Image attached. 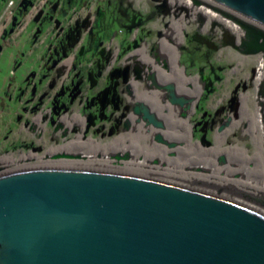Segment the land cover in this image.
<instances>
[{"label":"rangeland","instance_id":"rangeland-1","mask_svg":"<svg viewBox=\"0 0 264 264\" xmlns=\"http://www.w3.org/2000/svg\"><path fill=\"white\" fill-rule=\"evenodd\" d=\"M172 4L0 0V126L4 152L11 154L7 165L166 174L102 160L46 158L64 151L121 153L135 144L149 159L160 151L168 155L181 142L162 110L134 97V87L147 93L154 78L151 65L141 64L138 55L156 58L160 41L174 51L178 74L195 81L198 91L192 104L172 114L185 123L189 145L204 151L238 148L252 157L257 144L245 132L246 118L233 123L230 118L241 99L249 110L256 109L261 50L229 43L210 21L201 30L200 19L174 14ZM156 98L162 105L172 99L164 89ZM220 128L226 130L221 142ZM206 157L179 156L177 163L196 166Z\"/></svg>","mask_w":264,"mask_h":264},{"label":"water","instance_id":"water-1","mask_svg":"<svg viewBox=\"0 0 264 264\" xmlns=\"http://www.w3.org/2000/svg\"><path fill=\"white\" fill-rule=\"evenodd\" d=\"M264 23V0H211ZM0 264H264V210L114 170L0 174Z\"/></svg>","mask_w":264,"mask_h":264},{"label":"bare ground","instance_id":"bare-ground-1","mask_svg":"<svg viewBox=\"0 0 264 264\" xmlns=\"http://www.w3.org/2000/svg\"><path fill=\"white\" fill-rule=\"evenodd\" d=\"M170 2L173 3L172 5L175 8L174 14L181 15L180 17L189 14L191 19H200L201 30H204L210 21L214 29L220 28L223 31L225 39L229 43L240 45L244 51L261 50L258 57L256 79V86L259 91L256 109L254 111L249 110L245 100L241 99L236 113L230 118L231 123L246 118L248 127L245 132L250 134L257 144L254 155L252 157L247 156L240 152L238 148L227 150L214 148L204 151L198 146L189 145V134L185 129V123L182 120L173 119L172 114L184 105L192 104L198 96V91L195 81H186L178 74L174 68V51L170 50L164 41H160L155 55L156 58L138 55L141 64L151 65L154 78L151 81L150 89H146L147 93L140 90L141 93H137V88L134 87V97L139 100H149L156 105L158 110H162L168 120L177 127V134L181 142L171 149L168 155L164 151H160L159 154L151 156L149 159L146 158V152H141L135 144L121 153H119L120 151H110L103 154L101 151L96 155L83 150L72 155L71 152L64 151V153H57L54 156L49 155L46 158L68 161H83L85 159L89 162L91 160H102L108 163L166 171V174L153 175L142 172L136 173L216 191L264 210V23L237 11H231L211 0H170ZM173 16L175 17V15ZM182 19L177 20L174 18L180 24L183 23ZM159 89H164L170 94L172 98L170 102L163 105L159 103L158 98H156V92ZM217 135L219 141H223L222 138L226 135V130L220 128ZM77 143L79 144L78 147L88 148V144L83 146L78 141ZM199 154L208 157L201 160L200 164L196 166L190 164L179 166V163H177L179 156L193 158ZM172 170H179L180 173H174L175 176H172L173 174L170 172Z\"/></svg>","mask_w":264,"mask_h":264},{"label":"crops","instance_id":"crops-1","mask_svg":"<svg viewBox=\"0 0 264 264\" xmlns=\"http://www.w3.org/2000/svg\"><path fill=\"white\" fill-rule=\"evenodd\" d=\"M0 140L2 141V148L0 150V170L1 171H4V172H10V171H16V170H21V169H27V168H24V167H10L7 165V161H9V155H11L10 153L6 154L4 152V148H5V145H4V140H3V132H2V127L0 126ZM6 159V161H5ZM3 162V163H1ZM6 162V163H5Z\"/></svg>","mask_w":264,"mask_h":264},{"label":"built area","instance_id":"built-area-1","mask_svg":"<svg viewBox=\"0 0 264 264\" xmlns=\"http://www.w3.org/2000/svg\"><path fill=\"white\" fill-rule=\"evenodd\" d=\"M1 148H2V141L0 140V150ZM3 173H6V172L0 170V174H3Z\"/></svg>","mask_w":264,"mask_h":264}]
</instances>
